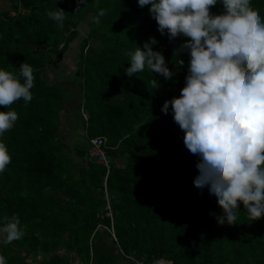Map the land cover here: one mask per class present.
Instances as JSON below:
<instances>
[{"label":"trees","instance_id":"1","mask_svg":"<svg viewBox=\"0 0 264 264\" xmlns=\"http://www.w3.org/2000/svg\"><path fill=\"white\" fill-rule=\"evenodd\" d=\"M250 5L264 23V0ZM56 7L66 12L63 28L47 15ZM76 7V0H10L0 11V69L15 73L26 62L35 70L32 100L0 106L18 114L0 134L11 157L0 173V216L18 215L25 232L0 243V255L7 264H69L62 263V251L76 250L86 253L83 264H113L112 252L94 249L103 231L120 255L143 264H264V217L250 219L238 202L236 224L217 223L221 208L207 187L193 185L199 158L185 147L171 105L168 114L161 112L184 86L190 57L180 46L189 38L161 35L150 5L141 8L138 0H84ZM100 9L107 12L96 23ZM223 11L220 0L210 8V14ZM81 33L76 90H70L47 70ZM149 37L175 73L171 80L147 69L125 76L128 53ZM61 112L90 137L64 142ZM92 135L105 140L108 169L88 159ZM39 253L43 257L33 262Z\"/></svg>","mask_w":264,"mask_h":264},{"label":"clouds","instance_id":"2","mask_svg":"<svg viewBox=\"0 0 264 264\" xmlns=\"http://www.w3.org/2000/svg\"><path fill=\"white\" fill-rule=\"evenodd\" d=\"M224 11L210 14L218 0H138V6L150 5L148 12L161 35L169 40L183 35L180 49L190 57L180 96L165 100L161 112L168 114L184 132L183 142L197 156V189L207 187L222 215L218 224H236L239 203L252 220L264 217V23L250 0H220ZM84 0H76L77 7ZM100 9L93 18L99 23L106 15ZM65 11L56 7L48 17L64 27ZM158 41L149 37L141 47L128 53L124 69L131 78L145 69L171 80ZM180 64L183 61L180 60ZM34 68L24 62L18 72L0 69V106L5 108L23 98L32 100ZM22 81V82H21ZM160 87L157 79L150 81ZM18 119L14 110L0 111V134L10 130ZM11 162L6 145L0 142V173ZM0 243L10 244L25 235L18 215L0 216ZM0 264L7 259L0 255Z\"/></svg>","mask_w":264,"mask_h":264},{"label":"rangeland","instance_id":"3","mask_svg":"<svg viewBox=\"0 0 264 264\" xmlns=\"http://www.w3.org/2000/svg\"><path fill=\"white\" fill-rule=\"evenodd\" d=\"M8 7L9 6L6 5L5 10ZM79 28L81 29V31L87 30V26L84 23H81ZM80 37H82V33L79 35V37L75 38L74 41H72L69 44L68 48L64 52L63 59L59 63H56L55 67L51 66L47 70L51 77L59 79V82L61 83V85L69 88L70 90H76V85L73 81L72 75H73V71L75 69V62H76L77 54H78L79 49H80ZM77 97H78L77 92H75L74 93V99H75L74 101L77 102V106H78L79 102L77 100L78 99ZM83 113H84V115H87L85 111ZM72 118L74 119L73 116H72ZM69 123H70V118L66 117L61 112L60 134L63 135L64 142H66L69 146H72L75 141L76 142L77 141L83 142L85 140V137H90L89 136L90 133L86 132L85 128L80 129L78 125H76V126L72 125L71 126V125H69ZM95 136H97V135H95ZM95 136L92 135V137H95ZM86 140H87V138H86ZM107 158H108V156H107ZM75 159H77V157H75ZM100 238H103V239H102V241L98 242V240ZM104 238L106 240L110 241V239L107 238V235H105V233H103V231L98 232L96 238H94V241H93L94 245H95V248H94L95 251H101V250L104 251V249H106V250H109L110 252H112V257L115 258L113 264H134V261L131 257H125L123 254L120 255L118 252H120L121 250L120 249L115 250V248H114L115 244L113 247L111 245L112 241H110V242L105 241ZM75 252H76V250H75ZM76 254L80 258L79 264H83L85 259H86L85 258L86 253L84 251H82L80 253L76 252ZM97 254H99V253L96 252L95 255H97ZM40 256H42V254H40ZM61 261H62V263H64V262H66V259L62 258ZM158 263L159 264L160 263H168V261H166L164 259H159V260L153 261L150 264H158Z\"/></svg>","mask_w":264,"mask_h":264},{"label":"built area","instance_id":"4","mask_svg":"<svg viewBox=\"0 0 264 264\" xmlns=\"http://www.w3.org/2000/svg\"><path fill=\"white\" fill-rule=\"evenodd\" d=\"M106 144L105 140L101 136H95L89 139V148L87 152L88 159H94L101 163L108 169L110 167L108 158L106 156ZM107 216H111L110 211L106 212ZM132 258V257H131ZM133 259V258H132ZM136 264H143L141 261H134ZM72 264V263H69Z\"/></svg>","mask_w":264,"mask_h":264},{"label":"crops","instance_id":"5","mask_svg":"<svg viewBox=\"0 0 264 264\" xmlns=\"http://www.w3.org/2000/svg\"><path fill=\"white\" fill-rule=\"evenodd\" d=\"M9 3H10V0H0V11L4 10L6 8V5L9 6ZM40 254V253H39ZM38 254V255H39ZM62 256L63 258L66 259V262L64 263H72V264H79V260L80 258L77 256L76 252L74 250H69L67 252H65L64 250L62 251ZM123 254V252H122ZM35 258V260L33 262H36V261H40V259L43 257V256H38ZM125 257H127V254H123ZM90 264V263H88Z\"/></svg>","mask_w":264,"mask_h":264}]
</instances>
